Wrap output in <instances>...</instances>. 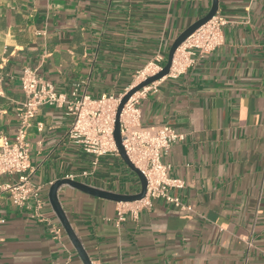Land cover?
Wrapping results in <instances>:
<instances>
[{"label": "crops", "instance_id": "1", "mask_svg": "<svg viewBox=\"0 0 264 264\" xmlns=\"http://www.w3.org/2000/svg\"><path fill=\"white\" fill-rule=\"evenodd\" d=\"M213 0H0V138L20 126L25 68L68 100L120 95L163 58ZM223 43L152 84L139 98L141 123L185 134L162 159L182 189L183 208L152 200L137 219L119 221L122 203L64 185L61 206L92 264H264V0H219ZM66 106H42L27 140L41 205L0 193V264H84L50 200L70 175L99 190L140 192L120 156L99 158L68 138ZM16 177H4L12 183Z\"/></svg>", "mask_w": 264, "mask_h": 264}, {"label": "built area", "instance_id": "2", "mask_svg": "<svg viewBox=\"0 0 264 264\" xmlns=\"http://www.w3.org/2000/svg\"><path fill=\"white\" fill-rule=\"evenodd\" d=\"M226 23L224 18L216 15L193 33L175 53L170 73H181L193 65V57L197 52L209 54L221 46L223 27ZM162 61L163 58L158 56L156 61L137 72L135 77L137 84L123 94L118 96L103 94L99 98H92L76 89L71 93L69 100L63 94H59L53 84L43 80L37 70L25 68L21 77L25 100L18 111L20 126L12 142L6 137L0 138V193H8L12 203L17 207L27 206L32 200L40 207L41 188L32 182L35 168L32 164L27 135L31 121L45 105L66 106L67 114L73 117L68 138L81 144L86 153L95 157V166L99 158L107 154L119 156L113 133L121 100L132 88L160 72L163 69L160 66ZM151 86L134 94L121 114L123 146L130 161L145 176L147 192L145 198L140 201L122 203V207L118 210L119 221H125L127 214L137 219L140 211L150 207L154 199H163L176 208H183L180 198L171 195L170 189H182L185 184L170 177L171 167L164 164L162 159L174 144L183 142L186 136L169 125L148 127L141 123L138 100ZM6 176L16 177V180L3 184L2 178ZM89 176V172H83L79 175H70L67 179L75 181L79 177Z\"/></svg>", "mask_w": 264, "mask_h": 264}, {"label": "water", "instance_id": "3", "mask_svg": "<svg viewBox=\"0 0 264 264\" xmlns=\"http://www.w3.org/2000/svg\"><path fill=\"white\" fill-rule=\"evenodd\" d=\"M219 8V0H213V5L211 10L206 14L203 18L195 22L192 26H190L188 29H186L174 42L166 65L163 67V69L158 72L156 75L149 77L144 82L138 84L134 88H132L121 100L120 106L117 110L116 120H115V127H114V141L117 148V151L119 153V156L122 158V160L125 162V164L129 167V169L138 177L140 182V192L138 194H131V195H124V194H116L104 190H99L97 188L91 187L87 184L73 181L69 179H63L56 181L49 190V200L50 203L57 214L63 228L65 229L66 233L68 234L70 240L72 241L73 245L75 246L78 254L80 255L82 261L84 264H92L90 257L88 256L86 250L84 249L81 241L79 240L78 236L74 232L70 221L68 220L61 203L59 201L58 197V190L61 186L67 185L70 187H73L87 195L100 198L103 200L116 202V203H133L136 201H140L145 198L146 192H147V180L145 176L142 174V172L137 169L134 164L130 161L126 150L123 146L122 137H121V114L124 109V106L126 103L131 99V97L136 94L141 89L148 87L164 77L168 76L170 74V69L172 66L173 59L175 57V53L181 47V45L187 41V39L195 33L198 29H200L202 26L206 25L209 21H211L218 13Z\"/></svg>", "mask_w": 264, "mask_h": 264}]
</instances>
